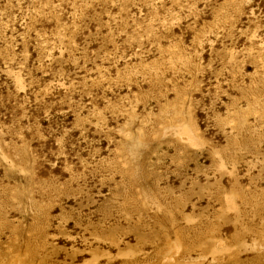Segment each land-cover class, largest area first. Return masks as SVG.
I'll return each mask as SVG.
<instances>
[{"label": "rangeland", "instance_id": "obj_1", "mask_svg": "<svg viewBox=\"0 0 264 264\" xmlns=\"http://www.w3.org/2000/svg\"><path fill=\"white\" fill-rule=\"evenodd\" d=\"M0 264H264V0H0Z\"/></svg>", "mask_w": 264, "mask_h": 264}]
</instances>
